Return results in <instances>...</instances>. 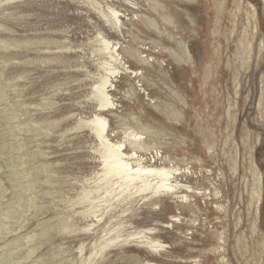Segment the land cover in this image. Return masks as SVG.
Here are the masks:
<instances>
[{
  "label": "rangeland",
  "instance_id": "374dc122",
  "mask_svg": "<svg viewBox=\"0 0 264 264\" xmlns=\"http://www.w3.org/2000/svg\"><path fill=\"white\" fill-rule=\"evenodd\" d=\"M101 39L108 140L181 173L163 203L102 180ZM182 263L264 264V0H0V264Z\"/></svg>",
  "mask_w": 264,
  "mask_h": 264
},
{
  "label": "bare ground",
  "instance_id": "6f19581e",
  "mask_svg": "<svg viewBox=\"0 0 264 264\" xmlns=\"http://www.w3.org/2000/svg\"><path fill=\"white\" fill-rule=\"evenodd\" d=\"M109 11H111L113 15H116V12L113 10ZM118 18L119 16H117V20ZM100 45V53L105 56L104 60L106 61L100 65V70L103 72V75L100 76L97 82L92 86V98L96 103L97 116L89 119L84 124L91 127L93 130L92 134L94 133V138L100 147L99 160L101 161L100 163L102 166V180L105 183H111L113 186H117L118 189H120L121 194L134 190L136 194L145 196L159 195V197H155L157 199L154 198L155 202L158 201L159 203H163L164 197H168V195L171 197L185 188L177 183V177L180 176L181 173H178V170H174L170 167L166 169L155 167L154 164L147 165L143 158L136 156V153H125L126 143L124 145V143H112L108 140L107 125L100 115L108 113L114 108V104L108 93L112 84L111 80L116 79L119 75L116 68L119 64L117 63L118 59L115 56L116 51L114 50L113 45L104 39L100 40ZM241 60L242 58L235 60L232 66H228L230 77H244L245 73L243 72V69L246 68L247 65L245 61L243 62ZM252 74L253 71H250L248 76L250 77ZM126 137L128 142H131L130 145H136V141H140L137 139L138 136L132 132L127 134ZM180 198H183V196ZM176 203L182 204V201H177ZM172 221L175 223L176 219H173ZM150 247L154 248L161 246L151 245ZM217 249L218 252L215 254L219 256L220 248Z\"/></svg>",
  "mask_w": 264,
  "mask_h": 264
}]
</instances>
